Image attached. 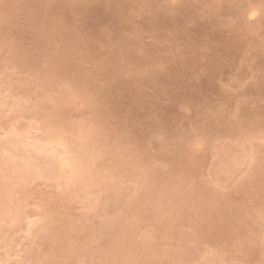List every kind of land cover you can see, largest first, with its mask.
<instances>
[{
    "label": "clouds",
    "instance_id": "1",
    "mask_svg": "<svg viewBox=\"0 0 264 264\" xmlns=\"http://www.w3.org/2000/svg\"><path fill=\"white\" fill-rule=\"evenodd\" d=\"M0 264H264V0H0Z\"/></svg>",
    "mask_w": 264,
    "mask_h": 264
}]
</instances>
